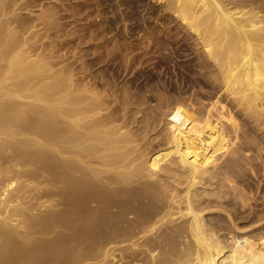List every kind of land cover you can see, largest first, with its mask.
<instances>
[{
    "label": "bare ground",
    "instance_id": "1",
    "mask_svg": "<svg viewBox=\"0 0 264 264\" xmlns=\"http://www.w3.org/2000/svg\"><path fill=\"white\" fill-rule=\"evenodd\" d=\"M156 1L192 32L214 85L164 95L170 109L151 104L139 121L129 88L107 91L111 75L97 84L87 64L75 78L34 41L19 0H0V264H264V207L250 231L242 222L264 174V0ZM157 30H145L147 53Z\"/></svg>",
    "mask_w": 264,
    "mask_h": 264
},
{
    "label": "rangeland",
    "instance_id": "2",
    "mask_svg": "<svg viewBox=\"0 0 264 264\" xmlns=\"http://www.w3.org/2000/svg\"><path fill=\"white\" fill-rule=\"evenodd\" d=\"M20 2H21V4H20ZM22 3H23V5H22ZM122 3H123V5H122ZM18 4L16 6V8H17L16 12L18 13V15H20L19 17L22 19H25V20H31L33 25H35V26L37 25V27H34L35 30L33 28L31 30V31L34 30L33 32L40 34V35L37 34V36H35L36 39L34 38V41L38 40V42L37 41L36 42L39 45H40V43L45 42L46 44H48V46H51L50 48L53 47L52 49H54L53 54H55L54 55L55 60L58 59V61H59V59H60V61H62V65L63 64L66 65L69 63L72 64L73 72H74V74H76L75 78L80 75L79 72H81V70H80L81 67L84 68V66L89 65V67H87V69H89V70H87L88 72H86V75L88 73L87 76H89V75L92 76V77L89 76V78H88L89 80H91V78H95V76H97L96 80L94 79V81L97 82V84H99L100 82L103 83L102 81H100L102 76H104V75L110 76L111 75L110 76L111 77V83H114V84H111V86H109V87L106 86L107 91L109 90L108 88L111 89V88L115 87V84L116 85L118 84V86H116L117 88H113V90L115 89L116 92H121V90L123 91L124 87H125V89L129 88V90H127V91L129 92V97L131 96L130 101L132 103L129 106V109H131L130 114L132 112H134L131 114V116H133V118L135 120L140 121V120H142V118L146 119L144 117L147 116L148 112L150 113L149 110H150V107H152V105L155 108L156 113L161 112V114H162L164 111L163 109H165L164 113H166V111H168L170 108L169 107L166 108V103L164 101H166L167 104H168V101L166 100V98H164V95H166L167 99H168V96H169L168 94L171 93L170 94L171 99L169 97L168 100L175 101V99L178 100L179 97L182 99V98H187L188 96L190 97V95L193 96V94L196 93L197 90H198L197 92H204V91L208 92V91L213 90L214 84L212 83L211 80H209L210 77L206 74L207 70L203 69L204 70V74H203V70L201 69V67L199 65L198 51H196L197 46H195V44H193V43H195V40L192 37V35H193L192 32H191V34H190V32L188 33L187 30L175 18H172L169 16L168 17L163 16L164 14L161 11V9L159 10V8H160L159 3L156 0H139V7H136L135 5L127 2L126 0H120V1L119 0H59V1L58 0H55V1L54 0H24L23 2L21 0H19ZM27 5H29V6H27ZM51 5L53 6V8L55 7L54 8L55 10H57V12L55 11L56 16H54V18H48L50 21L46 17L45 18L47 20L44 17H40V16H42L41 12L44 8H45V10H47V9L48 10L49 9L54 10L51 7ZM49 7H51V8H49ZM129 7H130L131 11L128 10ZM126 10H127V12H126ZM37 13L38 14L40 13V14L38 15ZM123 17H124V20H123ZM167 18H170V19H167ZM39 19L42 22H40ZM43 19H44V21H43ZM165 19L167 21H165ZM173 19L175 20V22ZM47 21L49 22V25H48ZM52 21L55 22L54 25H57V26L59 25L58 27L60 29L57 27L58 31H56L57 30L56 26L53 27ZM44 23H46V24H44ZM50 26H52V27H50ZM146 27L147 28L148 27H157L158 28L156 33L152 36L153 42H152L151 46H153V47L151 49L152 52L148 51L149 54L147 53V49H145L146 45L144 46V43L146 42V38H144L145 37V30L147 29ZM168 27H170L171 29L169 30ZM96 28H98V29L100 28L99 29L100 31L102 29V33H104V34H102V33L97 34V32H93V30ZM103 30H105V31L103 32ZM166 31L171 32V34H169L170 36L169 35L167 36L165 34ZM38 36H39V39L41 41L38 39ZM93 36L95 38H93ZM174 36H176V37H174ZM58 37H59V39H58ZM87 44H90V47L93 46L92 49L90 47L88 48L89 45H87ZM162 44H164V45H162ZM86 50H87V53L85 52ZM113 51H114V55H113ZM131 52H132V54H131ZM88 53H91V54H88ZM106 53H108V54H106ZM111 53H112V55H111ZM126 54H127V56H126ZM196 54H197V56H196ZM130 57H132L133 60L129 59ZM53 60H54V58H53ZM197 60H198V62H197ZM89 61L92 62L91 65H90ZM130 61H132V62H130ZM197 64H198V66H197ZM84 69L86 70V68H84ZM84 69H82V70H84ZM199 70H202L201 73ZM104 72H105V74L102 75V73H104ZM81 73L85 74L84 72H81ZM205 76H206V78H205ZM113 77L116 79V81H114L115 79H113ZM192 77H193V79L196 78L197 80L191 79ZM198 80H200V81H198ZM94 81L92 83H94ZM207 82H208V84H207ZM198 84H203L205 89L201 90L198 87ZM90 85H92V84H90ZM119 85L122 86L123 88L120 87ZM128 85H130V86L128 87ZM205 86L207 88H209V90ZM100 87H102V86H100ZM195 87H197L198 89ZM210 87L212 90L210 89ZM164 88H165V90H164ZM199 89H200V91H199ZM101 90H103V87ZM206 90H208V91H206ZM163 92H165L166 94L165 93L163 94ZM130 93H132V94H130ZM134 93L136 94V97L139 98V100L137 98H136L137 100H135ZM107 94H109V93L107 92ZM133 95H134V97H133ZM157 95L158 96L163 95V97L162 96L158 97ZM172 95H173V97H172ZM148 96H150V97H148ZM151 96H152V98H151ZM140 97H141V99H140ZM163 99H164V101H163ZM142 100L144 101L143 104H142V102H143ZM150 100H151V102H150ZM137 101L139 102V104ZM136 102H137V104H135ZM158 102H160V103H158ZM156 103L159 105H157ZM136 105L137 106L139 105V106L137 107ZM157 106H158V110L156 108ZM159 106H161V107H159ZM132 107L137 109V110L134 109V111H133ZM166 109H168V110H166ZM136 114H138V115H136ZM240 116L243 119L242 115H240ZM159 117H161V116H159ZM162 125H163V119H161V126ZM160 137H159V139L162 140L163 137H162V139ZM164 141H166V140H164ZM170 146L169 145L165 146V148L166 147L171 148V149L170 148L169 149L172 152H170L171 154H169V155H172L173 158L175 157V159H177V161H180L181 156L179 154H177L178 151L175 149L176 148V147H174L175 145H173V146L170 145ZM255 177L252 179L251 183H252L253 187H255L256 191L251 193L253 198L250 196L251 194L248 193V195L250 194L249 198L251 199V203H249L250 201L248 202L249 207L248 206L246 207V213L242 215V217L245 215L243 217L242 222L245 224H248L247 225L248 227H246L245 229L246 230L249 229V231L255 225V223L253 221H251V218L254 216L249 215L250 212L253 211L255 208L256 209L254 211L262 210L264 207L263 206V202H264V174L258 173ZM256 179L259 181H257ZM259 183H261V184H259ZM185 186L187 187V185H185ZM201 187L203 188V185ZM258 187H259V189H258ZM200 188H198V189H200ZM206 188L208 190H210L211 187L208 188V187L204 186L203 191ZM192 189H191V191H192L191 194L197 193V191L201 193V191H202V190L199 191L196 187H194L195 190L197 189L196 191L195 190L193 191ZM258 191H259V193H257ZM259 195H260V197H259ZM255 196H256V198H255ZM257 197H259V198H257ZM262 222L256 223L258 225H255V226L259 227V225H261V224L264 225V221H262ZM249 224H250V226H249ZM252 224H254V225H252ZM260 230L263 231V228H260L259 230H255L256 232L255 231H253V232H255L257 234L260 232ZM118 259H120V257H118ZM255 260H257V259L252 260L253 264H254ZM118 261L119 260L115 261L114 264H128V263H126L127 261H125L123 259L120 260L121 262L120 261L118 262Z\"/></svg>",
    "mask_w": 264,
    "mask_h": 264
}]
</instances>
